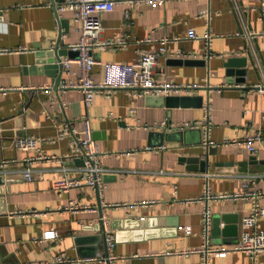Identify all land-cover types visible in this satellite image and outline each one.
Here are the masks:
<instances>
[{
	"label": "crops",
	"instance_id": "0c3cea01",
	"mask_svg": "<svg viewBox=\"0 0 264 264\" xmlns=\"http://www.w3.org/2000/svg\"><path fill=\"white\" fill-rule=\"evenodd\" d=\"M53 3L61 0H0V264H49L59 255L78 260L74 264H108L93 260L99 254L116 257L113 264H205V204L188 202L203 195L202 174H211V194L240 195L208 203L212 245L238 240L254 193H263L257 200L264 207V0H141L101 14V38L125 41L95 52L102 64L132 63L139 53L154 52L160 38L169 40L153 75L158 82L195 86L190 95L202 96V105L210 98L216 145L208 149L203 129L185 126L199 124L201 107L167 108L163 95L136 96L125 88L96 91L86 107L81 90L62 87L77 81L76 64L62 72L56 90L50 75L31 72L38 50L56 45ZM72 17L70 10L62 14L70 25L61 37L65 48L78 38ZM189 28L198 35L209 29L208 50L204 39L186 37ZM102 73L96 65L91 77L101 82ZM84 117L106 171L102 192L89 187L60 193L53 188L60 168L80 166L67 155ZM257 134V152L251 153L242 140ZM20 136L39 138L37 150L18 151L14 140ZM27 168L31 181L24 179ZM215 218L226 219L221 229L233 226L230 236H214ZM102 219L115 235L113 250L106 248ZM257 227L264 229V219ZM44 232L55 238L34 243ZM210 263L264 264V251L211 257Z\"/></svg>",
	"mask_w": 264,
	"mask_h": 264
},
{
	"label": "built area",
	"instance_id": "2783aa9c",
	"mask_svg": "<svg viewBox=\"0 0 264 264\" xmlns=\"http://www.w3.org/2000/svg\"><path fill=\"white\" fill-rule=\"evenodd\" d=\"M141 0H63L59 4H55L54 8L56 11V20L58 29H60L62 14L67 10L72 12V19L75 23V30L78 33L77 40L73 43L68 44L67 50L75 51L78 53L76 59H62L58 61V65L62 67V71L69 72L71 65L76 64L79 69L78 79L74 83L68 85H62L63 89L77 88L84 94L85 106H91L96 91L104 89H131L134 91L136 96H155L163 95L164 97L174 95H186L189 96L193 93L195 86L189 85L187 87H181L178 84L172 83L167 84L165 82H158L153 75L155 66L160 56H164L167 53L166 46L168 39L166 37L160 38V45L154 52H141L137 55L136 60L129 64H111L101 63L95 58L94 53L105 48L117 49L120 46L125 45L123 39L116 41L106 40L101 38L103 24L101 23V14L104 11H111L114 5L121 2H126L131 5H135ZM153 1V0H149ZM163 1V0H158ZM129 10L124 12L125 18H129ZM248 37H254L255 34L252 32L245 33ZM211 33L209 29L205 31L203 35H198L194 29L189 28L186 37L192 39L202 38L205 40L207 50L210 48ZM152 41L151 39H146ZM21 49L19 51H25ZM7 50H2L4 52ZM208 53V52H207ZM178 54V53H177ZM96 65H101L103 68L102 81L95 82L91 77V72ZM208 99L202 105L203 117L199 124L190 123L185 126L190 128L203 129V145L205 148L215 146L216 143L210 139V133L212 129L211 125V111L210 101ZM64 105H60L63 109ZM264 118V115H263ZM261 135L257 134L252 137H247L242 140L247 150L251 153H256L257 148L255 142L260 141ZM40 142L39 138L32 136H20L14 140V147L18 151L31 152L37 150V146ZM229 142V141H228ZM225 141V143H228ZM234 143V141H230ZM74 146L67 157L71 160H79L84 163L80 166H75L72 169L62 166L60 168L61 175L55 180L53 184L54 190L60 193H67L74 188H97L98 193L102 192L100 186L103 184L102 176L106 172L99 159L101 156L99 146L97 145L96 139L94 138L93 128H91L90 119L84 117L82 120V130L74 136ZM165 146H161L160 149H164ZM3 166V165H1ZM74 170L77 172L76 176H70V172ZM210 173L202 174L204 177V192L201 197L188 202H203L205 206L202 209L201 216V234L203 238V248L200 250L202 260L205 264H211V257L225 258L232 253H244L250 256L263 253L264 251V229L257 227L258 221L264 219V207L260 206L257 197L263 193H254V199L252 200L250 212L241 219L240 227H242L241 234L238 240L234 243H230L224 246H215L211 243L212 233V212L209 210L208 203L210 201L238 198L240 195H214L209 192L208 180ZM24 179L27 181L32 180V171L27 168L24 171ZM104 230L107 231L105 238L106 248L113 250L116 245V238L108 226L106 221L102 219ZM178 229L184 231L185 234L189 235L192 233V229L189 226H178ZM54 232H44L39 239H33L34 243L39 241H46L54 239ZM98 260L103 263L113 264L116 257L108 255L103 257L98 255L93 260ZM92 260V259H91ZM85 260V261H91ZM78 260L70 259L63 256H57L49 264H74Z\"/></svg>",
	"mask_w": 264,
	"mask_h": 264
},
{
	"label": "water",
	"instance_id": "95a60500",
	"mask_svg": "<svg viewBox=\"0 0 264 264\" xmlns=\"http://www.w3.org/2000/svg\"><path fill=\"white\" fill-rule=\"evenodd\" d=\"M63 0H61L62 2ZM53 6L55 4L53 3ZM67 22V24H65ZM60 29L58 32V37L56 39V45L52 47L50 50L40 49L35 54V63L36 67L30 69V71H42L45 74H48L53 78L54 89H58L61 82V74L62 67L58 65V61L61 57H67L68 59H76L78 57V53L75 51L67 50L61 43V37L63 34H66L69 30V21L67 19L62 18L60 22ZM232 60H229V63L232 64ZM162 98V96H160ZM163 101L167 108L173 107H182V108H190V106L195 108L202 107V96H168L163 98ZM75 163L78 165H83L82 161L76 160ZM227 223L226 219L223 218H215L213 221V234L214 236L222 235L224 238L231 235L234 228L233 226H225L223 229L219 228L220 221ZM235 232V231H234Z\"/></svg>",
	"mask_w": 264,
	"mask_h": 264
}]
</instances>
